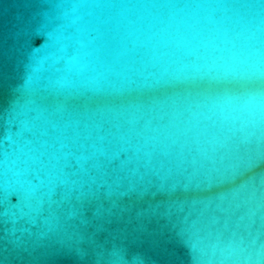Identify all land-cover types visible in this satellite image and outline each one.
Listing matches in <instances>:
<instances>
[{
  "label": "water",
  "instance_id": "95a60500",
  "mask_svg": "<svg viewBox=\"0 0 264 264\" xmlns=\"http://www.w3.org/2000/svg\"><path fill=\"white\" fill-rule=\"evenodd\" d=\"M0 264H264V0H0Z\"/></svg>",
  "mask_w": 264,
  "mask_h": 264
}]
</instances>
